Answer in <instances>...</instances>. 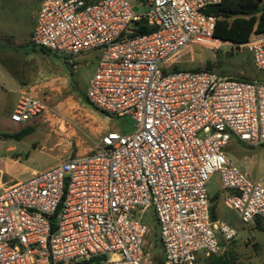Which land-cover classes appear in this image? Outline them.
<instances>
[{
  "label": "built area",
  "instance_id": "obj_1",
  "mask_svg": "<svg viewBox=\"0 0 264 264\" xmlns=\"http://www.w3.org/2000/svg\"><path fill=\"white\" fill-rule=\"evenodd\" d=\"M30 42L62 56H96L85 97L132 132L102 135L92 149L18 182H0V264H150L149 210L163 264L219 255L236 232L212 221L207 184L218 175L223 204L243 224L264 220V184L225 155L231 139L264 145V83L211 71H165L185 47L246 50L264 71V35L244 44L213 37L204 10L222 0H148L135 14L126 0H33ZM154 30L120 42L133 23ZM43 101L19 95L10 121L25 124Z\"/></svg>",
  "mask_w": 264,
  "mask_h": 264
},
{
  "label": "rangeland",
  "instance_id": "obj_2",
  "mask_svg": "<svg viewBox=\"0 0 264 264\" xmlns=\"http://www.w3.org/2000/svg\"><path fill=\"white\" fill-rule=\"evenodd\" d=\"M126 1L137 15L149 10L148 0ZM27 11L26 5L19 0H0V55L18 56L24 61L30 58L35 72L41 76L33 95L45 106L44 112L34 120L14 124L9 115L14 96L3 99L0 92V135L18 133L24 127L32 129L20 140L0 142V170L5 177L20 181L29 178L33 171L47 170L77 154L88 152L105 133L129 134L133 129L129 118H110L85 104L87 81L96 60L93 52L76 56L69 63L60 55L34 50L31 43H28L29 49L18 46L16 39L19 40L23 33ZM207 65L211 72L222 76L264 83V71L253 68L246 50L233 53L228 48L214 50L204 45H190L169 59L164 70H205ZM234 146L242 152L231 150L230 147ZM226 151L231 152L232 156L228 154V157L237 168L246 172L251 180L264 184V145L248 148L231 139ZM218 179L214 174L207 184L210 199L217 196L214 202L211 200L215 220L236 232L234 239L223 245L225 255L245 264H264V220L258 225L255 222L243 224L234 211L224 206L218 193ZM144 220L150 228L146 251L150 264H154L153 259L160 257V246L151 210ZM205 263L206 259L197 261V264Z\"/></svg>",
  "mask_w": 264,
  "mask_h": 264
},
{
  "label": "trees",
  "instance_id": "obj_3",
  "mask_svg": "<svg viewBox=\"0 0 264 264\" xmlns=\"http://www.w3.org/2000/svg\"><path fill=\"white\" fill-rule=\"evenodd\" d=\"M204 13L207 15H212L215 18L216 21L213 37L223 42L244 44L248 41L253 33L264 35V0H222L218 5L207 7L204 10ZM128 30L131 32L122 33L119 38L120 42L134 38L136 36L147 35L154 29L152 27L146 26V24H144V22L141 20L133 23V25H131ZM34 50H37L40 53L48 52L36 47H34ZM209 67L210 66L207 65L205 71H210ZM177 71L180 70H173V72ZM190 71L197 72L201 70L193 69ZM84 102L85 104L90 105L86 97L84 98ZM31 132L32 129L30 127H24L18 133L9 135L4 134L0 135V137L20 140L22 137L30 134ZM216 199L217 196H214V199H210L209 215L212 221H215V207L211 205V200L214 202ZM254 222L256 225H258L260 220L256 219ZM224 252L225 251L222 250L219 255L206 259L205 264H245L231 257H227ZM153 261L154 264H163L161 252L160 257L153 259Z\"/></svg>",
  "mask_w": 264,
  "mask_h": 264
},
{
  "label": "crops",
  "instance_id": "obj_4",
  "mask_svg": "<svg viewBox=\"0 0 264 264\" xmlns=\"http://www.w3.org/2000/svg\"><path fill=\"white\" fill-rule=\"evenodd\" d=\"M19 1L23 2L26 5V8L28 9V11L26 14V25L24 27L23 33L21 34L19 40L16 39V42L19 44L18 46H20V47L27 46V48L29 49L28 43H31L30 38H31L32 31H33V28L35 25L38 5L33 0H19ZM26 56L28 57L27 54H26ZM19 62H21V63H19ZM91 75H92V73H91ZM40 78H41V76L38 74V72H35L34 67L31 65L30 58H28L27 60L24 61V60H21L18 56L13 57L11 55H5V54L0 55V92H1V96L3 99H7L9 95L14 96L13 100L11 102V109L9 110L10 111L9 115L11 114L20 94H22V93H29L31 95L35 94L34 89L37 87V84L39 83ZM87 83H88V81H87ZM14 124H16V123H14ZM1 135H4V134H1ZM7 135H9V134H7ZM5 140H7L9 142L12 139L0 137V142L3 143ZM243 146H245V145H243ZM246 147H248V146H246ZM230 148H231V150L233 149V151L235 150L236 153L242 152V151H240V149H238L235 146L230 147ZM230 148L228 147V149H230ZM248 148H250V147H248ZM226 150H227V147H225L224 152H225L226 157L229 159L228 154L231 156H232V154L230 151H226ZM84 153H86V152H84ZM80 154H83V153H80ZM33 172H36V171H33ZM244 173L246 174V172H244ZM6 177H5V173L0 170V182H18V181H20V180H15L9 176L6 179ZM218 193H219V197L222 198L223 197V191L220 188V184H219Z\"/></svg>",
  "mask_w": 264,
  "mask_h": 264
}]
</instances>
